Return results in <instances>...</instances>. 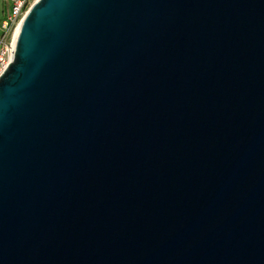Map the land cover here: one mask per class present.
Instances as JSON below:
<instances>
[{
    "label": "water",
    "instance_id": "obj_1",
    "mask_svg": "<svg viewBox=\"0 0 264 264\" xmlns=\"http://www.w3.org/2000/svg\"><path fill=\"white\" fill-rule=\"evenodd\" d=\"M0 264H264V0H38L0 79Z\"/></svg>",
    "mask_w": 264,
    "mask_h": 264
},
{
    "label": "built area",
    "instance_id": "obj_2",
    "mask_svg": "<svg viewBox=\"0 0 264 264\" xmlns=\"http://www.w3.org/2000/svg\"><path fill=\"white\" fill-rule=\"evenodd\" d=\"M10 9L0 24V79L13 61L16 33L38 0H5Z\"/></svg>",
    "mask_w": 264,
    "mask_h": 264
},
{
    "label": "crops",
    "instance_id": "obj_3",
    "mask_svg": "<svg viewBox=\"0 0 264 264\" xmlns=\"http://www.w3.org/2000/svg\"><path fill=\"white\" fill-rule=\"evenodd\" d=\"M6 4H7V2L5 0H3V2H2V0H0V15H1L2 20L6 17V15L9 12L8 6L10 9V5L6 6ZM1 18H0V20H1Z\"/></svg>",
    "mask_w": 264,
    "mask_h": 264
},
{
    "label": "rangeland",
    "instance_id": "obj_4",
    "mask_svg": "<svg viewBox=\"0 0 264 264\" xmlns=\"http://www.w3.org/2000/svg\"><path fill=\"white\" fill-rule=\"evenodd\" d=\"M2 2H3V0H2ZM9 4L7 3L6 4V6H8ZM3 7V6H2ZM8 10H9V6H8ZM0 18H1V15H0ZM2 23V18H1V20H0V24ZM1 37V36H0Z\"/></svg>",
    "mask_w": 264,
    "mask_h": 264
},
{
    "label": "bare ground",
    "instance_id": "obj_5",
    "mask_svg": "<svg viewBox=\"0 0 264 264\" xmlns=\"http://www.w3.org/2000/svg\"><path fill=\"white\" fill-rule=\"evenodd\" d=\"M36 3H37V2H36ZM36 3H34L33 6H34ZM33 6H32V7H33Z\"/></svg>",
    "mask_w": 264,
    "mask_h": 264
}]
</instances>
